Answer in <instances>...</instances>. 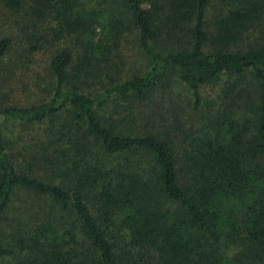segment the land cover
Listing matches in <instances>:
<instances>
[{
	"label": "trees",
	"instance_id": "trees-1",
	"mask_svg": "<svg viewBox=\"0 0 264 264\" xmlns=\"http://www.w3.org/2000/svg\"><path fill=\"white\" fill-rule=\"evenodd\" d=\"M88 1L0 0V264H264V0ZM132 30L151 67L117 84L110 58ZM66 35L78 58L52 57L51 97L13 103L15 74ZM174 76L196 109L231 77L238 108L185 145L152 115L135 125Z\"/></svg>",
	"mask_w": 264,
	"mask_h": 264
},
{
	"label": "rangeland",
	"instance_id": "rangeland-1",
	"mask_svg": "<svg viewBox=\"0 0 264 264\" xmlns=\"http://www.w3.org/2000/svg\"><path fill=\"white\" fill-rule=\"evenodd\" d=\"M88 9L104 11L110 13V10L120 7L118 1L92 0L85 3ZM264 21V20H263ZM56 22L44 24V29L49 26L55 27ZM256 32L250 34L253 38ZM50 41V38H49ZM248 39H245V43ZM63 50L73 52L74 60L78 57L75 39L66 35L56 42L51 41L42 46V48L33 55L32 63L27 72L19 71L10 81L12 86L7 92H11L10 99L16 105L26 106L41 103L51 97L53 76L49 69V64L53 56ZM151 67L150 61L142 54L135 30L124 34L117 50L113 52L109 62V72L115 83L122 84L125 81L144 75ZM233 78L221 76L218 81L207 87H202L200 95L202 98L201 108L196 109L192 92L181 85L176 77L172 78L170 84H159L153 95L143 104L136 105L139 115L134 119L135 125L143 126L142 120L145 116H154V121L158 132L171 133L173 141L178 145H185L190 137L208 132L209 128L206 120L212 119L228 112L229 109L236 111L238 108L227 100L224 92L227 86L235 83ZM249 81H244L243 85H249ZM119 103V102H118ZM124 104L123 102L119 105ZM237 104V103H236ZM117 105H110L107 112H111ZM106 115V113H104ZM107 116V115H106ZM5 135L12 140L19 141L23 138L26 142L30 139L39 137L41 129H32L33 132L8 130L5 128ZM17 131V132H14ZM9 264H17L15 261H9Z\"/></svg>",
	"mask_w": 264,
	"mask_h": 264
}]
</instances>
